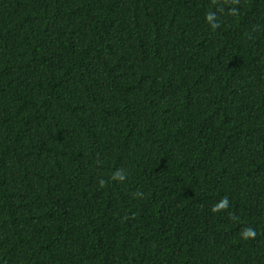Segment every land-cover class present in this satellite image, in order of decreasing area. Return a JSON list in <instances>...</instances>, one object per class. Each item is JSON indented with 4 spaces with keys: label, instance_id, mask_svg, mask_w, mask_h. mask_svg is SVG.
Listing matches in <instances>:
<instances>
[{
    "label": "trees",
    "instance_id": "obj_1",
    "mask_svg": "<svg viewBox=\"0 0 264 264\" xmlns=\"http://www.w3.org/2000/svg\"><path fill=\"white\" fill-rule=\"evenodd\" d=\"M0 264H264V0H0Z\"/></svg>",
    "mask_w": 264,
    "mask_h": 264
}]
</instances>
